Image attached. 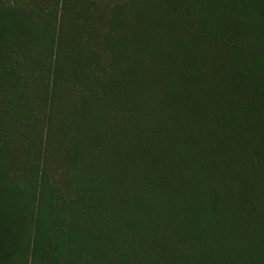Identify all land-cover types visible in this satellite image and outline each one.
<instances>
[{"label": "trees", "instance_id": "1", "mask_svg": "<svg viewBox=\"0 0 264 264\" xmlns=\"http://www.w3.org/2000/svg\"><path fill=\"white\" fill-rule=\"evenodd\" d=\"M115 1L0 0V264H264V0Z\"/></svg>", "mask_w": 264, "mask_h": 264}, {"label": "rangeland", "instance_id": "2", "mask_svg": "<svg viewBox=\"0 0 264 264\" xmlns=\"http://www.w3.org/2000/svg\"><path fill=\"white\" fill-rule=\"evenodd\" d=\"M106 2L115 3V0H105ZM122 1V0H117ZM9 123H5V126L3 129H8V133H5L6 141L8 142V147H10L11 151L10 153H14L17 157H24V154H27L26 149H24V146H27V138L26 135L29 136V138L32 136V139L34 136L39 138L41 137V132H39V129H37L38 133L35 135L33 133V130H31L28 126L25 125L26 122L24 121H15L14 119L8 121ZM43 136V135H42ZM19 171V169H17Z\"/></svg>", "mask_w": 264, "mask_h": 264}]
</instances>
